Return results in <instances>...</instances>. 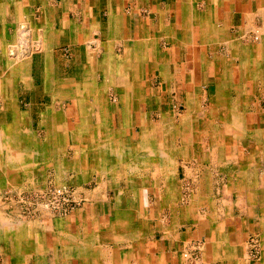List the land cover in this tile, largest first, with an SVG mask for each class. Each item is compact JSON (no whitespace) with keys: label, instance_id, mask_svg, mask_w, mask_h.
<instances>
[{"label":"crops","instance_id":"crops-1","mask_svg":"<svg viewBox=\"0 0 264 264\" xmlns=\"http://www.w3.org/2000/svg\"><path fill=\"white\" fill-rule=\"evenodd\" d=\"M0 19V264H70L60 245L71 236L89 263L98 250L107 264L118 243L92 237L130 200L146 225V264H264V0H0ZM23 27L33 54L20 61L11 51L22 52ZM129 67L140 81L123 82L124 106L115 77ZM64 81L87 99L58 93ZM96 100L122 161L81 148L107 131L92 107L78 108ZM165 119L174 124L156 144L137 149L142 121L152 129ZM23 185L69 186L82 203L29 222L8 202ZM26 226L34 239H23ZM38 237L53 255L36 252Z\"/></svg>","mask_w":264,"mask_h":264},{"label":"bare ground","instance_id":"bare-ground-1","mask_svg":"<svg viewBox=\"0 0 264 264\" xmlns=\"http://www.w3.org/2000/svg\"><path fill=\"white\" fill-rule=\"evenodd\" d=\"M2 1V0H1ZM6 4V3H5ZM20 4V3H19ZM2 6V5H1ZM15 7V6H14ZM17 7V6H16ZM19 8V7H18ZM15 10V9H14ZM15 12V11H14ZM31 13V12H30ZM25 16V15H24ZM16 18V17H15ZM18 19V18H17ZM1 20V19H0ZM11 24V23H10ZM34 24V23H33ZM25 25V24H24ZM22 25V26H24ZM3 26V25H2ZM27 26V25H26ZM21 32L20 33V38H24L25 36H28L27 34L30 33L31 31L28 30H24L23 28H21ZM13 33V32H12ZM41 35V34H40ZM12 36V35H11ZM43 36V35H42ZM30 37V36H29ZM31 38V37H30ZM29 38V39H30ZM33 38V37H32ZM2 39V38H1ZM35 39V38H34ZM21 40V39H20ZM31 40V39H30ZM29 40V41H30ZM45 40V39H44ZM49 40V39H47ZM15 41V40H14ZM28 41V39L26 40ZM32 41V40H31ZM38 41V40H37ZM46 41V40H45ZM3 42V40H2ZM20 42V41H19ZM5 43V41H4ZM28 44V42H26ZM48 44V43H47ZM4 45V44H3ZM12 45V44H11ZM21 45V43H20ZM17 46V49H25L22 48L21 46ZM37 45V49L38 50H42L45 51V49L47 48V45L41 41H39L38 43H35L34 46L36 47ZM5 46V45H4ZM29 47V46H28ZM27 48V47H26ZM31 48V47H30ZM29 50V49H28ZM16 50H14V48L12 49V53L14 57H17V60H22L24 61L26 58H28L30 56V54L32 55L33 53L30 52H26V50L18 51L17 53H15ZM20 52V53H19ZM2 53V52H1ZM10 55V54H9ZM2 56V55H1ZM5 56V55H4ZM13 58V57H12ZM15 59V58H14ZM16 60V61H17ZM48 60V59H47ZM7 63V62H6ZM51 64V63H50ZM18 65V64H16ZM21 65V64H20ZM19 65V66H20ZM8 66V64H7ZM51 67V65H49ZM31 68V67H30ZM52 69V68H51ZM50 69V70H51ZM24 70V67H23ZM23 70H22V74H21V78L24 79L23 77ZM31 71V70H30ZM46 77V76H45ZM140 77V72H138L136 69H127V70H123L119 71L118 76L115 77V80L117 81V87L116 88V94H117V98L119 100H121V102H125L124 97H123V90H122V85L124 86L123 82H136V84H138V82L140 81L139 79ZM84 78V77H83ZM51 81V79H50ZM65 82V81H64ZM52 83V82H51ZM6 84V83H5ZM4 86V85H3ZM52 87V86H49ZM81 85H77L75 81H67L65 83H61L60 86H57V91L58 93H64L65 96L71 97L72 99L75 98H82L83 99H87V97L89 96L88 93L85 94V91H83L82 93H79L77 90L78 88H80ZM85 87V86H84ZM83 87V89H84ZM136 87V86H135ZM10 89V88H9ZM136 89V88H135ZM46 90V89H45ZM86 90V87H85ZM11 91V90H10ZM9 91V92H10ZM47 92V91H46ZM136 92V91H135ZM16 93V91H15ZM138 93V92H137ZM52 94V93H51ZM138 95V94H137ZM7 96V95H6ZM13 96V95H12ZM60 96V95H59ZM62 96V95H61ZM60 96V98H61ZM129 97V96H128ZM8 98V97H7ZM64 98V97H63ZM6 99V98H5ZM126 99V98H125ZM140 101H142L143 99H139ZM127 101V100H126ZM16 104V103H15ZM126 103H124V106ZM18 105V104H17ZM90 104L88 102H84V101H79V110L80 112L83 114V116H85V114H87L88 112H90V107H92V111H94L95 113H99L98 116H101L103 118H101L102 121V125L100 126L101 129H107V131H103L102 135H99L98 139H101L104 136L105 139V144H98V139H91L90 142H87V140H84L83 144H82V150L85 151L87 153L88 156H91V158H99L100 156H102V154L107 155L105 157H108L106 159H110L115 158L118 159L119 161H122L121 158L122 157V151L120 149H115L111 146V141L110 139H113L112 135L115 134V132L113 130H111V126L109 127V118L106 115V113L104 112V106L102 103H100V101L96 100L92 106H89ZM13 112H17L16 110H14L13 105L12 104H8L7 105ZM189 106V105H188ZM56 107V106H55ZM106 107V106H105ZM129 108V106H128ZM191 107L189 106V110ZM7 109V108H6ZM55 109V108H54ZM51 111V110H50ZM126 111V110H125ZM189 111V112H190ZM53 112V111H52ZM3 113V112H2ZM66 113V112H65ZM128 113V112H127ZM22 114V113H21ZM48 114V112H47ZM65 115V114H64ZM16 116V121H19L21 123V115L17 112L15 114ZM29 118V117H28ZM30 119V118H29ZM52 120V119H51ZM50 120V121H51ZM4 121V120H3ZM185 121V120H184ZM183 121V122H184ZM17 122V124L19 123ZM70 122V121H69ZM4 123V122H3ZM19 123V124H20ZM65 123V122H64ZM143 123V127H142V132H141V138H140V146H136L137 149L139 150H145L146 148H148L150 146V144L152 145L155 141H157V137H159V131L161 130V128L165 127V125L167 126L168 124H174V119H165L164 121L160 122V124H158L156 127L153 126L152 129H149V127H146L145 121H142ZM41 124V123H40ZM128 124V123H127ZM22 125V124H21ZM49 125V124H48ZM51 125V124H50ZM84 125V124H83ZM95 125V124H94ZM5 126V125H4ZM16 126V125H15ZM53 126V125H52ZM81 126V125H80ZM151 126V125H150ZM169 126V125H168ZM184 127H189L186 125H183ZM9 127V126H8ZM19 127V126H18ZM71 127V126H70ZM25 128V127H24ZM28 128V127H27ZM82 128V127H81ZM80 128V129H81ZM151 128V127H150ZM10 129V128H9ZM53 130V128H52ZM100 130V129H99ZM109 130V131H108ZM111 130V132H110ZM9 131V130H8ZM74 131V130H73ZM119 131V130H118ZM77 132V131H76ZM93 132V131H91ZM95 132V130H94ZM123 132V131H121ZM57 133V132H56ZM73 134V133H72ZM87 134V133H86ZM96 134V133H94ZM93 134V135H94ZM1 135V134H0ZM32 135V134H31ZM38 135V134H36ZM128 136V135H127ZM60 137V136H59ZM110 137V138H109ZM1 138V137H0ZM67 138V137H66ZM71 138V137H70ZM75 138L78 140V137H72L73 140H75ZM122 138V136H120V139ZM125 138V136H124ZM56 139V138H55ZM125 140V139H124ZM42 141V140H41ZM107 141V144H106ZM129 141V140H128ZM5 143V142H4ZM3 143V144H4ZM38 143V142H37ZM55 143V141H54ZM58 143V142H57ZM76 142H74L75 144ZM130 143V142H129ZM0 144H1V140H0ZM29 144V141H28ZM59 144V143H58ZM100 145V146H99ZM134 146V145H133ZM72 147V146H71ZM121 147V146H120ZM3 148V147H2ZM80 148V150H81ZM4 149V148H3ZM53 149V148H52ZM67 150V149H66ZM17 151V150H16ZM62 151V148H61ZM8 152V151H7ZM64 152V151H63ZM141 152V151H140ZM11 151L6 153V156L8 159L11 158ZM150 153V152H149ZM14 154V153H13ZM19 154V153H18ZM78 154V153H77ZM154 157L157 155L155 153H153ZM61 155V154H60ZM76 155V154H75ZM74 155V156H75ZM81 155V154H80ZM21 156V155H19ZM28 156V155H26ZM77 156V155H76ZM33 157V156H32ZM39 157V156H38ZM65 157V156H64ZM4 158V157H3ZM66 158V157H65ZM75 158V157H74ZM145 158V157H144ZM152 158V157H151ZM156 158L158 159V155L156 156ZM78 159V157H77ZM7 160V159H6ZM154 160V159H153ZM8 161V160H7ZM32 161V160H31ZM46 161V160H45ZM67 161V160H66ZM158 161V160H156ZM16 162V161H14ZM53 162V161H52ZM57 162V161H56ZM41 163V162H40ZM12 164V163H11ZM57 164V163H56ZM42 165V164H41ZM95 165V164H94ZM136 165V164H135ZM26 166V165H25ZM44 166V165H43ZM50 166V165H49ZM75 166V165H74ZM122 166V165H121ZM138 166V163H137ZM70 167V166H69ZM72 167V166H71ZM118 167V166H117ZM58 168V167H57ZM77 168V166H76ZM125 168V167H124ZM51 169V168H49ZM29 170V169H28ZM43 170V169H42ZM59 170V169H58ZM69 170H73V169H69ZM94 170V169H93ZM92 170V171H93ZM117 170V169H116ZM54 171V170H52ZM78 171V169H77ZM40 172V171H39ZM128 172V171H127ZM92 173V172H91ZM2 175V174H1ZM14 175V174H13ZM61 175V174H60ZM59 175V176H60ZM57 176V175H56ZM62 176V175H61ZM131 176V175H130ZM5 177V176H3ZM21 177V176H20ZM74 177V176H73ZM80 177V176H79ZM103 177V176H102ZM121 177V175H120ZM6 178V177H5ZM60 178V177H59ZM66 178V177H65ZM36 179V178H35ZM15 180V179H14ZM21 180V179H20ZM61 180V179H60ZM117 180V179H116ZM3 181V180H2ZM36 181V180H35ZM52 181V180H50ZM62 181V180H61ZM16 182V181H15ZM31 183V182H30ZM51 183V182H49ZM2 184V183H1ZM8 184V182H7ZM43 184V183H42ZM86 184V183H85ZM14 185V184H13ZM35 185V184H34ZM80 185V184H79ZM26 186V185H25ZM31 186V185H30ZM14 187V186H13ZM21 187V186H20ZM132 188V187H131ZM24 189V188H23ZM135 189V188H134ZM125 190V189H124ZM133 191V190H132ZM8 192V191H7ZM6 192V193H7ZM125 192V191H124ZM122 195V194H121ZM126 195V194H125ZM136 195V194H135ZM6 199V198H5ZM106 199V198H105ZM137 202L138 197L135 196L134 198ZM115 200V199H114ZM129 200V199H128ZM20 206V205H19ZM130 209H127V212H120V214L117 217V222L115 224L110 223L107 227L102 228L101 231L97 232L95 237H92L93 239L101 237L105 240H112L114 241L116 244L118 243V246H115V248L111 249L109 256H111L108 261H110L107 264H146V258L144 256V254H146V225H144L143 223H141L140 219L136 218V208H137V203L134 202V200H130V204L129 206ZM119 209V208H118ZM50 213V212H47ZM45 213V214H47ZM122 213V214H121ZM117 215V214H116ZM22 216V215H21ZM6 219V218H4ZM36 220V219H35ZM38 220V219H37ZM48 220V219H47ZM63 220V219H62ZM5 221V220H4ZM6 221H8L6 219ZM31 221V220H30ZM29 221V222H30ZM103 221V220H102ZM3 222V221H2ZM13 223V222H12ZM68 223V222H67ZM66 223V224H67ZM4 224V223H3ZM28 224V223H27ZM48 224V223H47ZM24 225V224H23ZM22 225V226H23ZM32 225V224H31ZM74 225V224H73ZM39 226V224H38ZM43 226V225H42ZM41 226V227H42ZM49 226H52L51 224H49ZM65 226V225H64ZM62 226V227H64ZM55 227V226H54ZM2 228V227H1ZM58 228V226H57ZM43 229V228H42ZM41 229V231H42ZM99 229V228H98ZM8 230V229H7ZM58 230V229H57ZM23 229L20 231V234H22ZM87 232V231H86ZM2 233V232H1ZM8 233V232H7ZM63 233V232H62ZM79 233V232H78ZM12 234V233H9ZM16 234V233H15ZM58 234V233H57ZM152 234V233H151ZM17 235V234H16ZM21 236V235H20ZM150 236V235H149ZM23 239L25 240H32L34 239V236H32V231L30 228H27V226L24 228V232H23ZM72 238H69V243L68 244H63L60 245L61 246V251L63 252V254H65L66 256H70L71 259V263L73 262V260L75 261L74 257L76 258V262L77 260L79 261V257L81 258V264H102L101 261L99 260L100 258H104V256H106L107 254L105 252H103V255L101 253H98V250L95 252H92L91 249L93 250V247L91 249H89L90 252H92V256H88V259H91V263H89L88 260L85 259L84 257V252L86 251L84 247H82V245H78L75 240V238H73V236H71ZM17 238V237H16ZM63 238V236H62ZM66 238V236H65ZM3 239V238H2ZM6 239V237H5ZM38 241H36L35 244V250L36 252L41 256L43 255L44 257L46 256V254L50 253L53 255V250H51L50 248H48L44 242L42 240L38 238H35ZM78 239V238H76ZM9 240V239H8ZM16 240H20V239H16ZM22 240V239H21ZM81 240V239H78ZM87 240V238H86ZM58 242V241H57ZM56 243V242H55ZM61 243V241H60ZM64 243V242H63ZM23 244V243H22ZM57 244V243H56ZM16 245V244H15ZM27 245V243L25 244V246ZM23 246V245H22ZM96 246V245H95ZM5 247V246H4ZM12 247V245H11ZM21 247V246H20ZM58 246H56L57 249ZM88 248V247H87ZM10 249V248H9ZM13 249V247H12ZM16 249V248H15ZM30 249V248H29ZM97 249V248H96ZM114 249L116 250V252L114 251ZM105 250V249H104ZM4 251V250H2ZM102 251V250H101ZM35 252V251H34ZM52 252V253H51ZM17 253V252H16ZM35 254V253H34ZM20 255V251L19 254ZM37 256V255H36ZM186 257H189V254L185 255ZM18 257V256H17ZM64 258H66L64 256ZM112 258V259H111ZM41 260V258L39 259ZM58 261V260H57ZM70 262V261H69ZM44 263V262H43ZM41 262H34L33 264H43ZM14 264H27L24 263V261H22L21 259H17L16 262ZM58 264H68L67 260H60V262H58ZM79 264V263H78Z\"/></svg>","mask_w":264,"mask_h":264},{"label":"built area","instance_id":"built-area-1","mask_svg":"<svg viewBox=\"0 0 264 264\" xmlns=\"http://www.w3.org/2000/svg\"><path fill=\"white\" fill-rule=\"evenodd\" d=\"M17 201L29 214L45 212L65 214L82 203L77 191L69 186H51L43 191H25L20 193Z\"/></svg>","mask_w":264,"mask_h":264},{"label":"rangeland","instance_id":"rangeland-1","mask_svg":"<svg viewBox=\"0 0 264 264\" xmlns=\"http://www.w3.org/2000/svg\"><path fill=\"white\" fill-rule=\"evenodd\" d=\"M23 29L24 30H28V28L27 27H23ZM28 36H25L24 38H21V47L22 48H25V49H22V51L23 50H26V52H30L31 51V46H32V42L33 41H31L30 39V33H28L27 34ZM30 38V39H29ZM28 39V41H26ZM30 40V41H29ZM26 42H28V44L26 43ZM29 46V47H28ZM27 47V48H26ZM29 49V50H28ZM70 185V184H69ZM71 186H73L72 184H71ZM51 187V186H50ZM24 188V189H23ZM33 188L31 187V186H28V188H27V185L25 186V185H23L19 190L20 191H17L18 193H15V194H17V197L20 195V193H22V192H25V191H35V190H32ZM41 189V188H40ZM36 191H41V190H36ZM43 191V190H42ZM5 201V200H4ZM12 202H10V201H8L9 202V204L11 205L10 207H12L14 210H16L18 213H19V217H21L22 219H24V220H28V221H30V220H35V219H39V218H42V216L45 214V213H47V212H45V213H43V215H42V213L41 214H29L27 211H24L23 209H22V207H20L19 206V204H18V201H17V198H13V200H11ZM5 202H7V201H5ZM70 212H67V213H65V214H56V213H47L46 215H45V217L47 216V217H65V216H68V214H69ZM22 215V216H21ZM12 249V248H11ZM11 249H9V251H11ZM13 250V249H12ZM9 251H8V253H9Z\"/></svg>","mask_w":264,"mask_h":264}]
</instances>
